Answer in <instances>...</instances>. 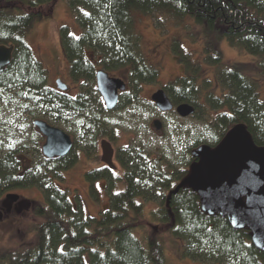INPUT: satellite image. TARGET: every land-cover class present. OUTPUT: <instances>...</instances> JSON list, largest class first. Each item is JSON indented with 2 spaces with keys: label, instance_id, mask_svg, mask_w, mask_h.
Returning a JSON list of instances; mask_svg holds the SVG:
<instances>
[{
  "label": "trees",
  "instance_id": "trees-1",
  "mask_svg": "<svg viewBox=\"0 0 264 264\" xmlns=\"http://www.w3.org/2000/svg\"><path fill=\"white\" fill-rule=\"evenodd\" d=\"M56 1L0 0V45L15 47L10 65L0 72V95L12 91L26 95L27 106L33 107V130L36 119L70 127L72 115L84 116L88 120L83 128L93 123L98 130L94 140L100 136L114 140L106 125L91 117L90 98L99 96L96 72H125L129 89L120 95L117 107L123 105L125 96L127 104L133 97L138 99L143 86L159 80L160 72L143 54L136 15L166 13L177 20L189 16L201 27L206 43L203 61L215 67L216 79L215 86L212 80L203 79L202 64L193 61L180 42H173L185 74L165 87L167 95L175 105H194L193 117L201 109L207 112L217 132L211 147L238 124H244L254 142L264 147V102L260 82L250 74L253 68L264 75V0H67L80 28L79 36L67 26L61 28L71 79L81 88L76 96L48 85V70L26 41L33 23L50 17ZM224 41L255 60L224 64L220 49ZM89 82L93 85L87 88ZM202 145L196 143L189 149V166L197 160L193 151ZM3 150L1 209L2 195L20 188L38 187L45 201L27 200L31 213L41 219L35 226V240L1 254L0 264H166L165 236L181 243V257L197 262L264 264V252L254 245L250 229L236 230L226 216L203 211L200 196L185 183L188 170L171 171L167 163L153 162L141 147L128 148L125 159H118L124 170L121 177H115V170L108 167L86 172L92 190L95 181L107 180L109 206L98 217L86 215L70 199L68 189L56 183L63 182V173L77 162L71 155L73 149L54 159L46 158L40 148L35 156L28 145ZM173 181L178 183L173 185ZM120 183L123 189L117 190ZM159 200V209L152 212L159 222L155 231L147 228L153 225L148 218L150 222L144 223V208L148 201ZM138 230L147 232L144 239L136 234Z\"/></svg>",
  "mask_w": 264,
  "mask_h": 264
},
{
  "label": "rangeland",
  "instance_id": "rangeland-1",
  "mask_svg": "<svg viewBox=\"0 0 264 264\" xmlns=\"http://www.w3.org/2000/svg\"><path fill=\"white\" fill-rule=\"evenodd\" d=\"M53 7L50 17L33 23L30 33L26 36V41L35 57L48 70V85L57 89V79H61L69 86V90L65 92L76 96L80 94L81 88L78 82L71 79L69 61L65 56L61 42V28L69 27L75 36L80 35V28L67 0H57ZM136 17L137 28L142 35L143 54L148 63L158 68L159 80L145 84L139 98L133 97L130 104H127V96L123 97V105L120 104L114 110L106 109L103 99H100L99 92L100 97L96 94L95 97L91 96V117L104 123L107 131L113 133L114 140L108 136H100L94 140L95 131L98 132V130L93 123H91L92 126L89 124L87 129H84V121L88 120V117L84 116L72 115L68 122L70 127L55 126L71 136L73 140L71 155L77 159V162L63 173V182L56 183L61 188H67L70 199L75 204H80L85 214L92 217H98L101 211L109 206L107 180L95 181L93 190L85 180L86 172L106 167L101 160L102 139H107L112 143L115 149L114 163L117 166L114 176L121 177L124 170L118 159L121 157L125 159L128 148L141 147L152 156L153 162H157L159 165L160 162H164L169 165L171 171L185 172L190 170L188 165L190 162L189 149L196 143L212 145L211 141L217 134L216 128L211 124L212 118L204 109H201L198 116L184 118L176 111L161 112L151 99L152 94L159 88L167 87L185 74L183 63L172 49V43L177 41L182 44L186 52L192 54L193 61L202 64L203 79L212 80L213 85H216L215 67L209 66L207 62L203 61V46L206 43L200 33L201 27L189 16H185L181 20L166 13L138 14ZM220 49L223 52V63L226 65L236 62L249 63L255 60L254 56L232 48L226 41L220 44ZM250 74L259 80V95L264 102V75L253 68H250ZM112 76L126 78L125 72L113 73ZM92 85L93 82H89L86 87ZM87 88H84V92ZM25 96L16 91L0 95V153L4 152V150L2 151L4 148L16 150V148L20 149L25 145L31 147V152L35 156H38L39 148L40 151L42 150L45 137L38 129H36L37 132L32 129L34 116L32 117L30 112L33 107L27 106ZM155 119H160L163 122L161 131L156 130L153 126ZM35 140L37 142H34ZM176 183L178 182L173 181V185ZM122 189L123 185L120 183L117 190ZM8 193L19 194L20 197L31 202L45 201L42 190L36 186L5 192L1 199L5 200ZM160 203V200L156 203L148 201L145 205L144 223L152 221L153 224L151 227L148 226V229L158 231L159 222L153 218L152 212L159 209ZM30 206L18 207V210L14 208L5 218L0 219V255L22 246L26 247L35 240V226L41 219L31 213ZM136 234L144 239L147 232L138 230ZM164 242L166 264H216L197 262L189 257H181V243L169 236H165Z\"/></svg>",
  "mask_w": 264,
  "mask_h": 264
},
{
  "label": "water",
  "instance_id": "water-1",
  "mask_svg": "<svg viewBox=\"0 0 264 264\" xmlns=\"http://www.w3.org/2000/svg\"><path fill=\"white\" fill-rule=\"evenodd\" d=\"M14 49L0 45V72L10 65ZM56 84L61 91L69 90L61 79ZM96 85L107 110H114L127 90L125 77L112 76L104 69L96 72ZM151 99L161 112L176 111L184 118L196 113L189 103L175 105L164 89L154 92ZM34 125L45 137L42 152L46 158H61L71 152L73 140L65 131L43 119H36ZM153 126L161 131L163 122L155 119ZM101 149L102 162L116 170L112 143L102 139ZM192 154L197 160L190 166L185 183L200 196L203 211L226 216L236 230L250 229L254 245L264 252V147L254 142L244 124H238L217 146L204 144ZM19 199V194L8 193L3 203Z\"/></svg>",
  "mask_w": 264,
  "mask_h": 264
},
{
  "label": "flooded vegetation",
  "instance_id": "flooded-vegetation-1",
  "mask_svg": "<svg viewBox=\"0 0 264 264\" xmlns=\"http://www.w3.org/2000/svg\"><path fill=\"white\" fill-rule=\"evenodd\" d=\"M125 81H126L127 90H128L129 89V83H128L127 77L125 78ZM159 89H164L165 90L164 87H161ZM3 204H4V208L1 209L2 215L0 216V219L5 218L8 215V213H10V210H12L14 208H15V210H18V207H21L22 208L23 206H26V207L27 206H30V202L27 201L26 199H23L22 197H20V199L17 202L8 203V204L7 203H3ZM5 213H6V215H5Z\"/></svg>",
  "mask_w": 264,
  "mask_h": 264
}]
</instances>
